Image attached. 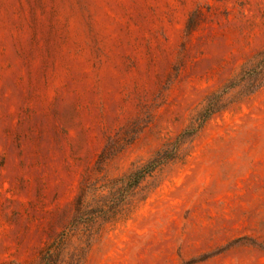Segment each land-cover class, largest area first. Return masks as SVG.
Instances as JSON below:
<instances>
[{
    "label": "rangeland",
    "instance_id": "1",
    "mask_svg": "<svg viewBox=\"0 0 264 264\" xmlns=\"http://www.w3.org/2000/svg\"><path fill=\"white\" fill-rule=\"evenodd\" d=\"M0 264H264V0H0Z\"/></svg>",
    "mask_w": 264,
    "mask_h": 264
}]
</instances>
